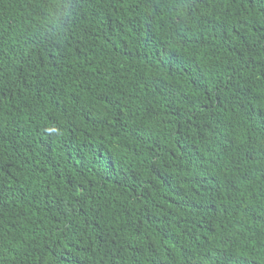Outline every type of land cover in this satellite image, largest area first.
Here are the masks:
<instances>
[{
	"label": "trees",
	"instance_id": "obj_1",
	"mask_svg": "<svg viewBox=\"0 0 264 264\" xmlns=\"http://www.w3.org/2000/svg\"><path fill=\"white\" fill-rule=\"evenodd\" d=\"M0 264H264L261 0H0Z\"/></svg>",
	"mask_w": 264,
	"mask_h": 264
},
{
	"label": "snow or ice",
	"instance_id": "obj_2",
	"mask_svg": "<svg viewBox=\"0 0 264 264\" xmlns=\"http://www.w3.org/2000/svg\"><path fill=\"white\" fill-rule=\"evenodd\" d=\"M261 3L264 4V0H261Z\"/></svg>",
	"mask_w": 264,
	"mask_h": 264
}]
</instances>
